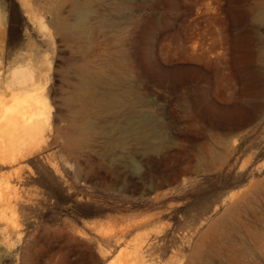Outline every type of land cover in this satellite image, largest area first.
Segmentation results:
<instances>
[{
	"label": "rangeland",
	"instance_id": "1",
	"mask_svg": "<svg viewBox=\"0 0 264 264\" xmlns=\"http://www.w3.org/2000/svg\"><path fill=\"white\" fill-rule=\"evenodd\" d=\"M0 264H264V0H0Z\"/></svg>",
	"mask_w": 264,
	"mask_h": 264
},
{
	"label": "bare ground",
	"instance_id": "2",
	"mask_svg": "<svg viewBox=\"0 0 264 264\" xmlns=\"http://www.w3.org/2000/svg\"><path fill=\"white\" fill-rule=\"evenodd\" d=\"M88 4H79L76 6L75 11H76V18L75 21L70 25L74 29H85L87 26V19H88ZM32 91V89H30ZM29 90V92H30ZM109 100L112 102H117L118 97L117 96H112ZM42 109L41 107L38 110V115L35 117V120L33 121V127L34 131L41 132L42 125H41V118H42ZM124 130L130 131V132H137V136L141 139H144L145 136L148 134L154 133V128L151 126V119L145 116L136 118L134 120L129 121L126 123V126H124ZM31 134V132H30Z\"/></svg>",
	"mask_w": 264,
	"mask_h": 264
}]
</instances>
